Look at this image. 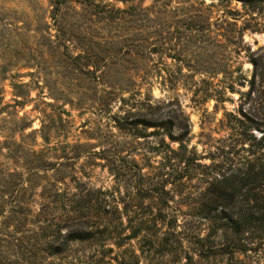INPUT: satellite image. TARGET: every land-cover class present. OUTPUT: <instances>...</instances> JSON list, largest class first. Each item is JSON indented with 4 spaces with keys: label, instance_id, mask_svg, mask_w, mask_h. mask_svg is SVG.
<instances>
[{
    "label": "rangeland",
    "instance_id": "1",
    "mask_svg": "<svg viewBox=\"0 0 264 264\" xmlns=\"http://www.w3.org/2000/svg\"><path fill=\"white\" fill-rule=\"evenodd\" d=\"M263 146L264 0H0V264H264L199 215Z\"/></svg>",
    "mask_w": 264,
    "mask_h": 264
},
{
    "label": "trees",
    "instance_id": "2",
    "mask_svg": "<svg viewBox=\"0 0 264 264\" xmlns=\"http://www.w3.org/2000/svg\"><path fill=\"white\" fill-rule=\"evenodd\" d=\"M218 176L207 188L205 200L200 208V218L211 223H220V226L227 227L236 233L251 230L255 225L264 226V214H260V210L264 209V196H262L264 194V146L255 161L250 163L244 171L238 169L237 173H231L229 176L222 174ZM240 198L242 201H239ZM248 198L255 202L256 211L241 208L239 214L231 212L233 208H237L238 204L245 202V205H248L246 203ZM219 208H221L220 212H218ZM70 227L75 228L69 236L70 242L94 239L99 233L93 231L90 223L77 222ZM137 237V234H131L125 239L131 240ZM47 250L49 254L54 255L64 251V248L60 245L55 249L53 244H48Z\"/></svg>",
    "mask_w": 264,
    "mask_h": 264
}]
</instances>
